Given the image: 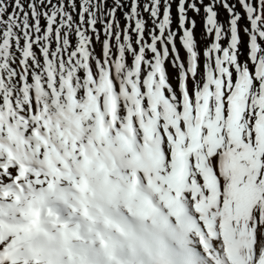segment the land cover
Here are the masks:
<instances>
[{"label": "bare ground", "instance_id": "obj_1", "mask_svg": "<svg viewBox=\"0 0 264 264\" xmlns=\"http://www.w3.org/2000/svg\"><path fill=\"white\" fill-rule=\"evenodd\" d=\"M193 18L202 49L208 42L202 20ZM219 18H226L222 10ZM241 39L243 53V33ZM93 46L100 57L101 45ZM167 71L175 87V72L170 66ZM164 115H149L133 93L114 88L107 76L88 83L65 79L55 87L33 83L19 91L0 81V264H253L254 238L245 225L253 205L264 207V186L233 185L234 205L226 201L218 208L217 191L205 196L185 177L183 219L171 216L168 228L142 199L147 195L167 211L161 175L169 170V155L159 123ZM131 171L139 174L133 190ZM155 186L162 190L154 193ZM130 214L143 218L146 229L133 232L125 221ZM234 217H245L244 225L231 227ZM160 235L168 247L155 243ZM256 264H264V248Z\"/></svg>", "mask_w": 264, "mask_h": 264}, {"label": "snow or ice", "instance_id": "obj_2", "mask_svg": "<svg viewBox=\"0 0 264 264\" xmlns=\"http://www.w3.org/2000/svg\"><path fill=\"white\" fill-rule=\"evenodd\" d=\"M194 16L208 41L202 49ZM105 76L149 115L153 104L165 114L159 123L169 160L181 162L205 196L206 181H214L218 208L234 205L233 185L264 186V0H0V81L19 91ZM246 219L256 264L264 248L259 201Z\"/></svg>", "mask_w": 264, "mask_h": 264}, {"label": "rangeland", "instance_id": "obj_3", "mask_svg": "<svg viewBox=\"0 0 264 264\" xmlns=\"http://www.w3.org/2000/svg\"><path fill=\"white\" fill-rule=\"evenodd\" d=\"M25 245V244H24ZM22 247V246H21ZM18 248H19V246H18Z\"/></svg>", "mask_w": 264, "mask_h": 264}]
</instances>
